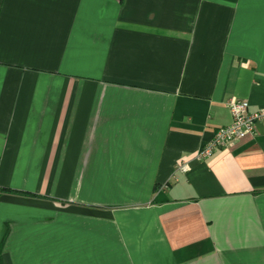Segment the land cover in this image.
Returning <instances> with one entry per match:
<instances>
[{"label": "crops", "instance_id": "0c3cea01", "mask_svg": "<svg viewBox=\"0 0 264 264\" xmlns=\"http://www.w3.org/2000/svg\"><path fill=\"white\" fill-rule=\"evenodd\" d=\"M264 0H0V264H264Z\"/></svg>", "mask_w": 264, "mask_h": 264}, {"label": "built area", "instance_id": "2783aa9c", "mask_svg": "<svg viewBox=\"0 0 264 264\" xmlns=\"http://www.w3.org/2000/svg\"><path fill=\"white\" fill-rule=\"evenodd\" d=\"M229 107L233 116L232 122L216 131L213 138L200 150V156H210L218 148L227 147L248 135L256 134L257 124L264 123V107L250 112L248 103L238 99L232 100Z\"/></svg>", "mask_w": 264, "mask_h": 264}]
</instances>
